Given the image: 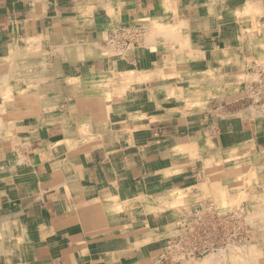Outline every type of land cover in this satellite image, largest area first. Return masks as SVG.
Listing matches in <instances>:
<instances>
[{"label":"crops","instance_id":"crops-1","mask_svg":"<svg viewBox=\"0 0 264 264\" xmlns=\"http://www.w3.org/2000/svg\"><path fill=\"white\" fill-rule=\"evenodd\" d=\"M230 55L263 59L264 0H0V264H159L231 163L260 174L264 106L197 104Z\"/></svg>","mask_w":264,"mask_h":264},{"label":"rangeland","instance_id":"rangeland-1","mask_svg":"<svg viewBox=\"0 0 264 264\" xmlns=\"http://www.w3.org/2000/svg\"><path fill=\"white\" fill-rule=\"evenodd\" d=\"M233 56L236 57L235 52ZM233 56L228 60V77L214 79L212 93L198 94L197 97H207L205 102H198V106H209V101L213 109L264 106V57L254 66L257 69L250 66L243 71L238 69L240 64H236ZM7 116L6 112L0 116V150L4 146L2 134L7 132L10 122ZM237 163L238 160L229 166V179L233 181H218L216 192L197 199L184 209L174 236L181 232L183 235L174 245L176 247L169 248L171 243L175 244L171 241L174 236L167 240L168 244L166 241L158 257L159 264H201L205 259L207 264H264V259L261 261V255L257 254L259 248L262 251L264 248V190L259 188L264 187V174L260 176L250 162ZM233 255L239 257L238 263ZM240 259L246 263H241Z\"/></svg>","mask_w":264,"mask_h":264},{"label":"bare ground","instance_id":"bare-ground-1","mask_svg":"<svg viewBox=\"0 0 264 264\" xmlns=\"http://www.w3.org/2000/svg\"><path fill=\"white\" fill-rule=\"evenodd\" d=\"M163 1H164V0H163ZM158 8H159V7H158ZM183 17H184V16H183ZM64 28H65V27H64ZM234 29H235V28H234ZM60 32H61V31H60ZM221 45H222V44H221ZM218 46H219V45H218ZM8 48H9V46H8ZM223 48H224V47H223ZM10 52H11V51H10ZM9 55H10V54H9ZM13 55H14V54H13ZM11 57H13V56H11ZM11 57H10V58H11ZM10 60H11V59H10ZM21 61H22V60H21ZM17 62H18V61H17ZM23 62H24V61H23ZM115 74H116V73H115ZM118 74H119V73H118ZM122 74H123V73H122ZM124 75H125V74H124ZM121 76H122V75H121ZM130 77H131V76L129 75V79H128V75H127L126 78H123V80L125 79L126 82H127V81L130 82V81H131V80H130ZM18 78H20V77H18ZM126 79H128V80H126ZM131 79H132V77H131ZM123 80H122V81H123ZM129 80H130V81H129ZM23 83H25V82H23ZM30 83H32V82L30 81ZM30 83H29V84H30ZM125 84H126V83H125ZM35 85H36V84H35ZM35 85H34V86H35ZM18 87H19V86H18ZM32 87H33V86H32ZM30 91H31V90H30ZM33 91H34V90H33ZM6 92H7V91H6ZM21 92H22V91H21ZM13 97H14V96H13ZM21 97H22V96H21ZM24 98H25V97H24ZM18 99H19V97H18ZM36 101H37V100H36ZM101 101H102V99H101ZM183 101H184V100H183ZM34 102H35V100H34ZM98 103H100V102H98ZM98 103H97V104H98ZM102 103H103V102H102ZM24 106H25V105H24ZM30 106H32V105H30ZM159 106H160V105H159ZM100 107H101V103H100ZM18 110H19V109H18ZM28 110H30V109H28ZM1 111H2V109H1ZM1 111H0V112H1ZM22 111H24V110H22ZM27 112H28V111H27ZM27 112H26V113H27ZM30 112H31V111H30ZM31 115H32V114H31ZM17 119H18V118H17ZM14 121H15V120H14ZM1 131H2V130H1ZM256 142H257V141H256ZM247 143H248V142H247ZM243 144H244V143H243ZM181 146H182V145H181ZM245 151H246V150H245ZM239 152H240V151H239ZM216 154H217V153H216ZM250 155H251V153H250ZM238 156H239V155H238ZM248 156H249V155H248ZM210 157H211V156H210ZM213 157H214V156H213ZM214 158H215V157H214ZM213 160H214V159H213ZM247 162H248V161H247ZM237 164H239V163H237ZM244 165H245V164H244ZM229 166H231V165H229ZM247 166H248V165H247ZM252 169H253V168H252ZM247 170H248V169H247ZM245 171H246V170H245ZM233 172H234V170H233ZM237 172H238V170H237ZM237 172H235V173H237ZM241 172H242V171H241ZM241 172H238V173H241ZM243 172H244V171H243ZM239 175H240V174H239ZM260 175H261V173H260ZM253 177H254V176H253ZM244 180H245V179H244ZM263 182H264V179H263ZM262 185H263V184H262ZM262 185H261V186H262ZM259 188L262 189V190H264V187H259ZM262 190H261V191H262ZM221 197H222V196H221ZM222 200H223V199H222ZM12 216H13V215H12ZM14 216H15V215H14ZM11 235H12V234H11ZM15 237H16V236H15ZM148 238H150V236H149ZM16 239H17V238H16ZM258 239H259V238H258ZM252 242H253V241H252ZM259 244H260V243H259ZM2 245H3V244H1V247H2ZM255 247H256V245H255ZM255 247H254V248H255ZM259 247H260V246H259ZM21 248H22V247H21ZM232 248H233V247H232ZM236 248H237V247H236ZM240 248H241V246H240ZM230 249H231V248H230ZM257 249H258V248H256V250H257ZM262 249H263V251L260 250V248L257 250V252H258L257 254H258V255H261V256H260V257H261V261H263V259H264V248H262ZM244 253H245V251H244ZM244 253H243V255H244ZM232 254H233V253H232ZM237 254H238V253H237ZM246 254H247V253H246ZM228 255H229V254H228ZM211 256H213V255H211ZM231 256H232V255H231ZM245 256H246V255H245ZM232 258H233V259L235 258L234 261H236V262L238 263V258H239V257L237 258L235 255H233ZM203 260H204V259H203ZM246 260H247V258H246ZM246 260L243 259V260L241 261V259H240L241 263H242V262L246 263ZM196 261H197V260H196ZM213 261H214V260H213ZM210 262H211V260H210ZM207 263H208V260L205 259L201 264H207Z\"/></svg>","mask_w":264,"mask_h":264},{"label":"built area","instance_id":"built-area-1","mask_svg":"<svg viewBox=\"0 0 264 264\" xmlns=\"http://www.w3.org/2000/svg\"><path fill=\"white\" fill-rule=\"evenodd\" d=\"M181 233H182V232H181ZM181 233L178 234V235H176V236H174V237L172 238L171 241L174 240L173 243H175V244H172V243H171V245L169 246V248L176 247V246H174V245H176V243L178 242V240L180 239V237H182L183 234H181ZM175 239H177V240H175Z\"/></svg>","mask_w":264,"mask_h":264}]
</instances>
